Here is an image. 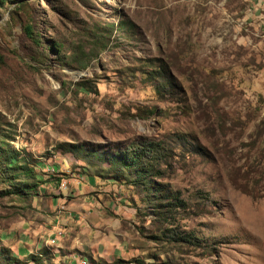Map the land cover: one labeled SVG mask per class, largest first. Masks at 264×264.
I'll list each match as a JSON object with an SVG mask.
<instances>
[{
    "label": "rangeland",
    "instance_id": "1",
    "mask_svg": "<svg viewBox=\"0 0 264 264\" xmlns=\"http://www.w3.org/2000/svg\"><path fill=\"white\" fill-rule=\"evenodd\" d=\"M140 141L161 197L110 165ZM80 174L109 249L46 241ZM17 181L38 187L0 194V264H264V0L5 1L0 192Z\"/></svg>",
    "mask_w": 264,
    "mask_h": 264
},
{
    "label": "crops",
    "instance_id": "2",
    "mask_svg": "<svg viewBox=\"0 0 264 264\" xmlns=\"http://www.w3.org/2000/svg\"><path fill=\"white\" fill-rule=\"evenodd\" d=\"M74 175L63 178L68 184L63 191L64 193H62L61 201L56 202V206L60 209H57L52 219L55 222L53 226L55 231L52 237L46 241L49 244H54L62 239L67 240V233L70 232L76 236L73 238L72 243L69 241L74 248L109 249L110 244L108 243H111L112 239L108 231L110 232L111 229L109 226L105 228V225L110 220L107 217L98 218L96 214L99 207L98 198L95 199L91 196L92 194H89L95 190V180L86 174H80V180L74 178ZM109 183L107 186H111L110 181ZM108 188L110 189V187ZM99 192L101 193V191ZM67 195L72 196V198L67 200ZM26 242L23 244L24 247L30 245V243ZM19 248L21 249L22 247ZM36 248H39V246ZM122 248L118 245V249ZM82 260L87 262L82 258L78 263Z\"/></svg>",
    "mask_w": 264,
    "mask_h": 264
},
{
    "label": "trees",
    "instance_id": "3",
    "mask_svg": "<svg viewBox=\"0 0 264 264\" xmlns=\"http://www.w3.org/2000/svg\"><path fill=\"white\" fill-rule=\"evenodd\" d=\"M7 0H0V7H3L4 2ZM25 1H17V5L25 4ZM25 32L29 35L33 34V26L30 24H26ZM35 42H41L39 40L38 35H36ZM51 48H54L56 50H60V44L58 42H55L51 45ZM160 147L158 146V142H146V141H140L137 143V145H132L129 147H126L124 150L120 151L119 153H116L113 155V161L110 162V165L113 167L114 170H118L119 172L123 171L125 173L131 172L134 174L135 181H138V183L146 186L148 189L154 191L155 197H161L160 192H164L165 189H162L161 186H153L150 185V175L158 174V169H156L154 162L157 160H160L162 158V155L159 152ZM159 153V154H158ZM14 159L12 162L11 160ZM7 162L5 163V166L9 169H13L18 166L17 160H18V154L11 152L10 155L6 158ZM162 160V159H161ZM21 171L23 176L26 180H30L35 174H34V166L30 167H21ZM20 174H13V178H18ZM113 176H120L117 174H114ZM115 178V177H113ZM24 180V179H23ZM13 182V181H12ZM18 185L15 186L12 185L13 188H10L8 190L0 192V194H11V193H22L30 192L35 190L37 184L35 182H22L17 181ZM162 194V193H161ZM163 197H165V194H162ZM159 205L162 207H170L169 210H174V207H180L183 205V201L179 199L177 196H172L170 200L163 202H159ZM161 212V211H160ZM181 238H188L191 240L192 238L195 239V237H181ZM188 239H185L189 242ZM14 258V257H12ZM16 260V259H15Z\"/></svg>",
    "mask_w": 264,
    "mask_h": 264
}]
</instances>
